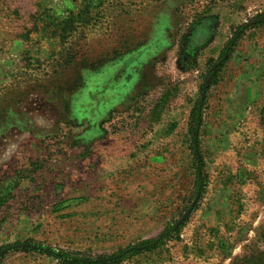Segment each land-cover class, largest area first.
Listing matches in <instances>:
<instances>
[{
    "label": "rangeland",
    "instance_id": "374dc122",
    "mask_svg": "<svg viewBox=\"0 0 264 264\" xmlns=\"http://www.w3.org/2000/svg\"><path fill=\"white\" fill-rule=\"evenodd\" d=\"M72 263L264 264V0H0V264Z\"/></svg>",
    "mask_w": 264,
    "mask_h": 264
},
{
    "label": "trees",
    "instance_id": "16d2710c",
    "mask_svg": "<svg viewBox=\"0 0 264 264\" xmlns=\"http://www.w3.org/2000/svg\"><path fill=\"white\" fill-rule=\"evenodd\" d=\"M77 18H79V15L78 16H74V18H72V19H77ZM64 35H65V33H64ZM196 43H198V42H196ZM195 44V43H194ZM199 44V43H198ZM197 44V45H198ZM195 46V45H194ZM98 65H95V66H92V68H94V67H97ZM43 73L46 75V76H48L49 78L51 77V74L49 73V72H45V71H43ZM40 80H42V79H40ZM70 85L72 84V83H69ZM78 84V82H76L74 85H73V88H76V86H78L77 85ZM72 88V90H71V92L72 91H74V89ZM76 90V89H75ZM72 264H81V263H72Z\"/></svg>",
    "mask_w": 264,
    "mask_h": 264
}]
</instances>
